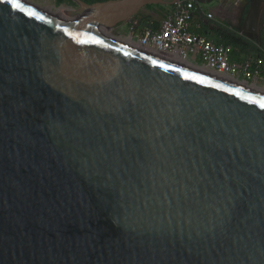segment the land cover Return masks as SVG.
Masks as SVG:
<instances>
[{"label":"water","instance_id":"95a60500","mask_svg":"<svg viewBox=\"0 0 264 264\" xmlns=\"http://www.w3.org/2000/svg\"><path fill=\"white\" fill-rule=\"evenodd\" d=\"M71 1L0 0V264H264V93L85 29L165 0Z\"/></svg>","mask_w":264,"mask_h":264},{"label":"built area","instance_id":"2783aa9c","mask_svg":"<svg viewBox=\"0 0 264 264\" xmlns=\"http://www.w3.org/2000/svg\"><path fill=\"white\" fill-rule=\"evenodd\" d=\"M196 8L195 0H172L171 10L161 18L156 28L130 19V39L136 48L148 54L186 62L238 80L242 76L246 83L255 80L260 74L262 60L255 63L250 58L237 61L232 55V46L196 32L192 24ZM205 17L213 19L214 12L207 11ZM250 84L257 85V82Z\"/></svg>","mask_w":264,"mask_h":264},{"label":"crops","instance_id":"0c3cea01","mask_svg":"<svg viewBox=\"0 0 264 264\" xmlns=\"http://www.w3.org/2000/svg\"><path fill=\"white\" fill-rule=\"evenodd\" d=\"M195 1L197 4V8L192 19V24L194 25L193 29L196 32L205 34L215 42H218V39L215 35V28L218 25H225L234 28L238 31V33L248 37L255 44L256 47L260 48L264 52V25L262 27L264 15V0H219L215 6H208L206 8L204 5H201L200 0ZM203 1L206 2L208 0ZM256 1L258 9L255 13H253L252 6L255 4ZM163 5L167 12L171 10L170 3L166 2L163 3ZM207 11L214 12L213 19H207L205 17V13ZM146 14L152 15L153 18H151L150 21H146L144 26L156 28L160 19L155 18V14L153 12H146ZM244 14L245 17L242 21V16ZM256 56L259 55L256 54ZM245 58L252 59L254 63L258 59L262 60V63L260 65V74L255 78V80H249L248 84L253 81H256L257 85L264 86V58L262 57L263 59H261L260 56H234V59H236L237 61H242ZM240 79L242 81L244 80L242 76L240 77Z\"/></svg>","mask_w":264,"mask_h":264},{"label":"trees","instance_id":"16d2710c","mask_svg":"<svg viewBox=\"0 0 264 264\" xmlns=\"http://www.w3.org/2000/svg\"><path fill=\"white\" fill-rule=\"evenodd\" d=\"M58 2H63L64 0H57ZM87 3L97 2V1H105V0H82ZM153 5H158L159 8L153 11L156 15H160L163 18L168 12L165 10L163 4H151L145 6V8H149ZM141 12V11H140ZM140 12L136 15L132 16L131 20H137L140 25L145 24L146 21H150L153 18L152 15L143 13L142 17H139ZM245 14L242 16V21L244 20ZM155 20V19H154ZM157 22V20H156ZM155 22V24H156ZM216 37L218 39V43H222L225 45L232 46V55L233 56H250V57H259L261 59L264 58V52L260 48L256 47L255 44L245 35L238 33L234 28L218 25L216 28ZM253 52V53H252ZM258 54L259 56H256ZM263 57V58H262Z\"/></svg>","mask_w":264,"mask_h":264},{"label":"bare ground","instance_id":"6f19581e","mask_svg":"<svg viewBox=\"0 0 264 264\" xmlns=\"http://www.w3.org/2000/svg\"><path fill=\"white\" fill-rule=\"evenodd\" d=\"M20 2L23 3V4H26L28 6L30 5V3H28L29 1H26V0H20ZM65 6H61V7L59 6L60 8H58L57 10H52L50 7H39V8L37 7L36 9L39 12H41L42 14H44V15H46L48 17L55 18V19H60V20H68V21H71L72 19L68 18L66 16L65 12H64L66 10V7ZM85 29L88 30V31H90V32H93V33H95V34H97L99 36H102L104 38H107L109 40H112L114 42H117L119 44H122L124 46L131 47V48H135L136 49V46L131 41L130 36H127L125 38H122L120 36L119 37H116V36L114 37V36L111 35L110 30L104 29V28H98V27H93V28L92 27L91 28H86L85 27ZM170 61H173V62L178 63L180 65H183V66L192 68L194 70L203 72L205 74H213V75L219 76L220 78H222L224 80H227V81H230V82L239 84V85H243V86H246V87H249V88H252V89H255V90H258V91L264 93V90H261L255 84H248V83L243 82L241 80H238L236 78L228 77V76H225V75H219V74H217L215 72L206 70L203 67L193 66V65L188 64L186 62H180V61H176V60H170Z\"/></svg>","mask_w":264,"mask_h":264},{"label":"rangeland","instance_id":"374dc122","mask_svg":"<svg viewBox=\"0 0 264 264\" xmlns=\"http://www.w3.org/2000/svg\"><path fill=\"white\" fill-rule=\"evenodd\" d=\"M29 1L28 3L32 4V6L35 7H50L52 10H57L58 8H60L61 6H65L66 8H70V9H75L77 8V4L71 0H64L63 2H58L57 0H26ZM166 2H170L171 0H165ZM219 0H208L206 2H204L203 0H200L201 5L206 7H212L215 6L217 4ZM60 6V7H59ZM157 8H159L158 5H153L149 8H144L141 12L139 17H142L143 13L146 12H153L155 10H157ZM155 14V13H154ZM155 18H158L161 20V16L160 15H156L155 14ZM264 25V15H263V21H262V27ZM110 33L112 36H116V37H122L125 38L127 36L131 35V28H130V24L128 22L125 23H121L119 24L117 27L113 28V29H109ZM261 90H264V86L263 85H257Z\"/></svg>","mask_w":264,"mask_h":264},{"label":"snow or ice","instance_id":"6c2138e0","mask_svg":"<svg viewBox=\"0 0 264 264\" xmlns=\"http://www.w3.org/2000/svg\"><path fill=\"white\" fill-rule=\"evenodd\" d=\"M12 8L19 9L21 11H27V14L30 16L37 15L31 8H25V6L20 2V0H7ZM43 19V17H40ZM261 108H264V99L256 101Z\"/></svg>","mask_w":264,"mask_h":264}]
</instances>
